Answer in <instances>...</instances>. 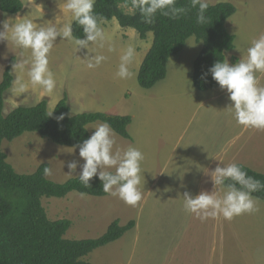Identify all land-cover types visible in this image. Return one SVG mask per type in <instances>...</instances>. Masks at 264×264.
Wrapping results in <instances>:
<instances>
[{
  "label": "rangeland",
  "instance_id": "obj_1",
  "mask_svg": "<svg viewBox=\"0 0 264 264\" xmlns=\"http://www.w3.org/2000/svg\"><path fill=\"white\" fill-rule=\"evenodd\" d=\"M21 2L20 13H0V21L29 15L37 23L50 21L61 25L71 19L70 14L61 12L58 7L63 0ZM208 2L210 5L228 2L236 9L225 23L226 30L234 36V49L225 57L234 64L251 41L264 34V0ZM103 27L108 40L104 48L95 51L106 55V62L95 70L87 69L77 59L72 43L58 37L49 58V67L57 80L55 92L48 94L39 86L31 85L26 70L11 73L12 79L22 77L27 88L24 93H14L11 84L3 95L2 115L42 102L50 112L65 98L71 116L102 113L129 117L130 138L126 140L116 135L114 150L131 145L145 154L143 199L132 207L108 194L84 199L76 192L64 198L42 197L41 205L48 219L71 221L64 236L67 240L100 237L115 219L122 226L133 222V228L121 239L82 258L91 264H264V202L259 201V210L254 214L233 219L229 222L231 229L225 231L222 227L229 225L222 223L220 227L217 223L215 226L218 219L202 222L187 213L181 198L183 188L195 196L193 190L202 187L204 179L211 178L197 175L208 164L214 169L220 163L236 162L264 175V130L237 125L232 114L226 111L231 103L228 94L218 84L206 92L193 87V63L202 48L195 38L191 41L195 46H189L188 39L183 50L168 60L165 79L145 90L138 86L136 76L151 45L152 34L147 33L145 40H141L133 29L121 28L115 19ZM128 45L136 49L132 65L135 76L121 80L115 76L119 52ZM109 47L115 51L110 52ZM21 51L11 41L0 42V81L10 62L21 58ZM85 51L77 55L83 59ZM29 54L25 52L24 58ZM261 82L264 83V79ZM95 124L86 128L89 137ZM1 148L15 172L31 174L40 165L47 164L52 174L46 178L56 183L80 174L78 166L71 176L67 175L68 162L84 163L78 148L74 151L71 147L56 145L36 133H24L11 142L3 141ZM162 164L172 168L160 175ZM200 183L202 185L197 186ZM212 185L210 181L206 189H211Z\"/></svg>",
  "mask_w": 264,
  "mask_h": 264
},
{
  "label": "trees",
  "instance_id": "obj_2",
  "mask_svg": "<svg viewBox=\"0 0 264 264\" xmlns=\"http://www.w3.org/2000/svg\"><path fill=\"white\" fill-rule=\"evenodd\" d=\"M177 3L190 9L187 14L173 20L158 13L153 24L143 22L139 11L131 8V0H96L94 11L107 22L115 19L121 28L133 29L141 40H145L147 33L152 34L151 45L137 71L136 81L140 88L149 90L164 80L168 60L179 54L186 41L194 37L196 42H201L202 48L193 63L191 83L200 92L209 91L217 83L208 70L234 49V36L226 30L225 23L236 9L228 2L209 4L207 22L198 24L197 10L190 8V0H177ZM22 8L21 0H0V13L16 15ZM73 35L83 38L82 28L74 21ZM12 64L13 60L0 81V264H91L82 258L121 239L133 228V222L122 226L115 219L100 237L65 239L71 222L67 219L50 221L41 206V198H64L70 192L104 197L107 194L102 191V182L94 177L89 188L84 187L78 177L56 183L44 174L47 164L40 165L31 174H19L7 163L2 142H11L24 133H36L56 145L74 148L89 138L88 125L104 121L111 125L116 135L128 140L130 118L102 113L71 116L65 98L54 107L52 117L48 116L45 102L29 108L19 107L3 116V95L13 80ZM61 114H65V119L58 123L55 117ZM243 168L248 175L264 182V175ZM254 195L264 202V191Z\"/></svg>",
  "mask_w": 264,
  "mask_h": 264
},
{
  "label": "clouds",
  "instance_id": "obj_3",
  "mask_svg": "<svg viewBox=\"0 0 264 264\" xmlns=\"http://www.w3.org/2000/svg\"><path fill=\"white\" fill-rule=\"evenodd\" d=\"M95 3L96 0H63L58 7L61 12L70 14L71 19L61 25L50 21L37 23L29 15L22 18L17 16L15 19L8 17L0 21V42L11 41L22 50L21 58L15 59L10 73H23L26 70L31 85L39 86L44 92L53 94L57 80L49 67V58L58 37L61 41L72 43L77 59L81 60L87 69L99 68L108 57L97 53L95 49L104 48L108 37L103 27L107 22L106 18L94 11ZM131 8L139 11L146 24H153L158 13L175 20L190 10L178 6L177 0H131ZM190 8L197 10L198 24L207 22L208 0H190ZM73 21L82 28L83 38L73 35ZM192 39L194 37L189 38V46H195L191 42ZM84 50L86 51L81 59L77 53ZM108 50L115 51L112 47ZM25 52L30 53L27 58H24ZM135 58L136 49L133 45L121 49L115 76L121 80L132 79L135 76L132 71ZM208 71L220 89L226 90L231 102L226 111L232 114L237 125L245 129L264 130V83L261 82L264 79V34L251 41L246 52L241 53V58L236 63L230 64L225 57L217 60ZM12 85L14 93H24L27 88L20 76L13 79ZM48 116L52 117L53 111H50ZM55 119L59 123L65 119V114ZM92 129L94 132L89 138L72 148L74 151L75 148L79 149V157L84 163L79 165L76 161L68 162L67 175L71 176L79 166L81 170L78 178L84 187L89 188L90 181L98 177L105 194L118 197L126 205L137 206L144 194L145 171L142 164L145 154L131 145L114 150L117 143L116 133L106 121L98 122ZM220 164L210 173L213 184L211 192L201 191L193 196L184 191L181 196L184 210L202 222L209 218L221 217L231 222L237 217L254 214L259 210V197L254 193L264 191V182L248 175L243 166L236 162L222 164L223 166ZM44 174L51 175V168L45 166ZM78 195L82 199L87 197L84 192Z\"/></svg>",
  "mask_w": 264,
  "mask_h": 264
},
{
  "label": "crops",
  "instance_id": "obj_4",
  "mask_svg": "<svg viewBox=\"0 0 264 264\" xmlns=\"http://www.w3.org/2000/svg\"><path fill=\"white\" fill-rule=\"evenodd\" d=\"M164 162H166L165 160H164ZM172 167H170L169 165H165V164H162V169H161V171L159 172V174L160 175H163V174H165L166 172H169V170L171 169ZM205 170H207V171H205ZM212 170H214V169H212V168H210L209 167V164L206 166V167H204V168H202L201 169V171H199L198 173H197V175H199V176H210V173H211V171ZM196 175V176H197ZM184 179H186V177H184ZM211 181V178H206V180L204 179V184H203V186L202 187H197V188H195L193 191H194V195H197V194H199L201 191H208V189H209V192L211 191V189L213 188V185H212V187H211V189H210V187H208V189H206L207 188V186H208V183ZM186 182V185H187V188H188V183H187V181H185ZM212 182V181H211ZM200 185H202V183H200V184H197V186H200ZM199 188V189H198ZM198 189V190H197ZM187 189H185V188H183L181 191H186ZM189 190V189H188ZM192 191V192H193ZM216 219H218V220H215V226H216V224L217 223H220V227H221V225H222V223L224 224V225H226V224H228L229 226L226 228H223L222 227V229H224L225 231L226 230H228V229H231V224L229 223V221H227V220H224L222 217L221 218H216ZM225 237H226V235H225Z\"/></svg>",
  "mask_w": 264,
  "mask_h": 264
}]
</instances>
